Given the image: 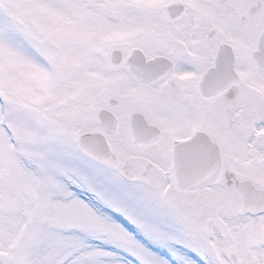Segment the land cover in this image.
Segmentation results:
<instances>
[{"label": "snow or ice", "instance_id": "snow-or-ice-1", "mask_svg": "<svg viewBox=\"0 0 264 264\" xmlns=\"http://www.w3.org/2000/svg\"><path fill=\"white\" fill-rule=\"evenodd\" d=\"M0 264H264V0H0Z\"/></svg>", "mask_w": 264, "mask_h": 264}]
</instances>
